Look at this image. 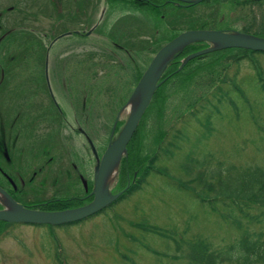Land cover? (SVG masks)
<instances>
[{
  "label": "rangeland",
  "instance_id": "1",
  "mask_svg": "<svg viewBox=\"0 0 264 264\" xmlns=\"http://www.w3.org/2000/svg\"><path fill=\"white\" fill-rule=\"evenodd\" d=\"M54 1L0 0L2 7L13 8L12 11L9 8L3 10L5 16L14 19V14L23 18L26 9V17L33 14L29 25L41 26L48 35L46 42L38 46L37 36L30 35L33 31L28 28V67L25 64L24 74L18 73V86H12L7 98L0 100V111L7 117H13L19 96L27 98L26 106L22 107H25L22 115L24 126H17L9 134L12 136L10 141L16 142L12 163L16 169L11 170L14 169L18 176L16 184L25 188L21 199L74 197L68 205L41 211L77 209L95 199L90 185L92 181L88 178L91 165L95 169L96 163L86 139H89L96 157L101 158L111 138L119 133L115 132L123 127L122 122L129 116V108L120 110L128 103L138 85L139 75L156 51L185 31L200 30L191 28L207 17L212 7L215 10L217 7L214 0H202L203 3L173 0L195 6L178 8L168 5L154 11L149 7L134 8L132 1L78 0V3L77 0H70L65 4H71L73 10L79 5L80 14L84 16L77 21L88 17L93 22V31L78 39L72 34L61 36L67 33L65 31L74 33V30H80L78 22L60 21ZM233 1L218 2L216 20L211 21L214 28L264 37L262 33L244 29L249 26L254 13L242 7L234 16L231 13L235 11ZM37 5L44 6L38 16ZM258 9L260 12V7ZM66 10L62 7L63 13ZM44 12L45 15H42ZM0 23L4 24V21ZM12 23L9 22V25ZM132 27L135 29L133 45L125 42V32H133ZM22 37L13 36L6 45H15ZM50 37L53 40L51 45ZM237 49L232 53L229 49H222L225 52L212 51L211 46L204 45L196 48L188 46L183 50L181 60L187 62L183 65L187 67L171 78H168L169 74L161 78L164 81L162 86L167 82L164 94L153 99L128 147V155L121 160L124 165L128 157H137L128 168V174L123 170L117 172L116 181L111 183V186L115 183L110 188L111 194L120 193L116 202L102 212L75 223L56 226L29 223L0 225V264H186V259L190 257L185 251L187 245L185 248L183 245V252H177V243L187 242V235L184 234L203 231L205 236L210 235L213 242L216 238H233L237 230L216 227L219 222L204 214L205 210L215 209L216 200L210 199L216 197V190L213 187H210L211 190L203 188L199 175L206 173L204 176L216 185L220 158L235 174H241L253 164L264 168V95L252 87L258 71L252 68L248 59H256L259 71L264 74V52ZM242 51L253 54H243ZM241 55H246L247 59L235 63ZM43 63L46 67L42 66ZM11 68L7 70L8 74ZM219 72L221 77L224 74L228 77L226 84L229 76L231 78L236 74L241 82L246 75L248 79L245 78L242 83L245 87L243 96L234 93L228 97L230 102L218 103L216 99L220 100L222 94L216 93V99L209 101L214 114H202L195 127L188 128V139L182 142L183 145L172 150L171 154L160 156L158 165L167 169L162 173L164 176L152 175L142 189L131 191L117 201L124 191L121 189L122 181L127 175L129 183L130 173L141 161L140 156L149 157L158 150L160 141L165 137L168 140L171 138L179 127L180 116L191 114L196 108L194 103L199 99L202 102L215 83L217 88ZM4 83L7 82H2L1 88ZM49 91L54 93L57 107ZM256 95L257 103H254ZM80 174L88 182L87 185H84ZM13 176L15 178L14 172ZM0 182L12 186L1 173ZM10 191H4L5 194L0 192V210L5 208L2 202L9 201ZM84 193L87 198L81 202L77 198L82 199ZM251 212L253 214L255 210ZM217 219L220 218L217 216ZM250 224L251 230L258 229L248 222V226ZM224 226H227L226 223Z\"/></svg>",
  "mask_w": 264,
  "mask_h": 264
},
{
  "label": "trees",
  "instance_id": "2",
  "mask_svg": "<svg viewBox=\"0 0 264 264\" xmlns=\"http://www.w3.org/2000/svg\"><path fill=\"white\" fill-rule=\"evenodd\" d=\"M67 1L70 2V0H62V1L60 0V3L57 0L54 1L56 4L55 6L57 8L60 7L59 12L61 13H59L58 15L60 21H62L63 23L78 22L77 26L84 25L86 23V19L77 21L78 19H80V17H84L80 14L79 5H78L79 9L75 8V10H73L71 4H67V5L65 4V2ZM124 1H132L133 2L132 6L134 8L149 7L154 11L156 10L160 11V9H163L168 5H173L178 8H183L182 4L174 3L173 0L170 1L169 0H124ZM214 1L217 2L216 5L217 7H216V11H212L214 10V8L212 7L211 14L217 16L218 14L217 12L219 11L218 2H220V0L219 1L214 0ZM236 1L241 2V0H236ZM246 2L250 3L249 6L251 7L254 13V15L251 16V22L247 27V29L250 31H255L256 33H262L264 35V16H261L258 9L260 7V1L246 0ZM61 6L68 9L66 10L67 12L64 11L63 13ZM40 7L41 6L37 5V8ZM132 30L133 32H130L128 30L125 32L127 36V38H125V42L131 45H133L134 43V36H135L134 27H132ZM65 32H69V31H65ZM79 32H81V30ZM138 33H136L137 37H138ZM130 39H132V41ZM128 45L125 44V46ZM187 48L188 46L186 47V49ZM229 50H231L232 53V51L238 49L232 48ZM249 51L253 53L257 52L252 50ZM221 52H225V50H221ZM181 53L178 54V56H176L173 59V62H171L172 64L169 65L163 77H165L166 74L167 75L169 74V77L171 78L172 75L179 74L185 69V67L183 69L181 68V64L184 65L181 60L182 55L184 54ZM242 53L253 54L248 51H242ZM243 59H247L246 55L238 56L235 59V63L238 64ZM248 59L250 60L249 62L252 68L260 72L256 59L253 58H248ZM258 72H257L256 81L254 85H252V87L255 91L259 92L260 95H264V74ZM218 75L220 78V83L217 86V88L215 83L214 87L205 94V97L202 99V102H200L201 99H199L197 100L196 103H194V106H196V108L191 111V114L189 113V114H185L184 116H180L178 121L179 127L176 128L175 133L171 134V138L168 140V137H165L163 141H160L157 148L158 150L155 153L151 154L149 157H147V155L140 156L141 161L136 165L135 170L132 173H130L129 183L127 181V175L125 176V179L122 181L123 185L121 186V189L122 190L124 189V191L122 192L123 194L117 201L124 198L127 195V193H130L131 191H139L140 189H142L152 175L164 176V174L162 173H165V170L167 169L164 166L158 165L160 156L167 155V153L171 154L170 152L172 150L181 147L183 145L182 142L188 139L187 136L188 128L190 126L195 127L196 122L200 119V116L202 114H208V115L214 114V112L212 113L211 111V107H210L211 103L209 101L216 99V93L220 92L222 94L220 100L216 99V102L218 103L219 102L224 103L226 101L230 102L228 100V97H232L234 93H239L240 95L243 96L244 93L243 89H245V87H242L243 86L242 83L247 77L246 75H244L243 80L241 82L239 80L240 77L239 78L236 77V74L234 75V77L231 78L229 76V81L227 84L226 82L228 77L225 74L223 75V77H221L220 72L218 73ZM140 76L141 74L139 75L138 79L140 78ZM166 87H167V82H165L163 86L161 84L159 88L160 92L158 90L159 96H163ZM257 97L258 95H256V98H254V100H256V102L254 101V103H257ZM234 103H236V100H234ZM196 127L199 128L202 126H196ZM260 148L261 147H259V149ZM135 158L137 159L136 156L128 157L124 165H122L123 164L122 162L120 171L123 170L122 171L123 173L128 174L127 170L129 167H131L134 164V162L136 161V160L134 161ZM146 158L149 159H147L146 163H144ZM227 165L228 163L223 158H220V162L217 163V169H216V185L211 183L207 179V177L204 176L206 175V173H204V175L202 174L199 175V181L203 188H207L211 190L210 187H213V190L214 189L216 190V197L213 196V198L210 199V201L216 200V204L214 205L215 209L211 211L205 210L204 214H206L210 218L212 217L211 219L213 221L219 222V224L216 225V227L219 228L231 227L234 230H237V233L233 238L229 240H226L227 237H224L221 240H217L216 238L214 239L215 240L214 242L210 238V235L205 236L203 234L205 232L203 231L201 233L184 234L187 235V242L177 243V252L178 253L183 252L184 251L183 245L184 248L187 245L185 251L189 252L190 257L186 259V264H264V168L262 167V165L253 164L250 167H248L246 171L243 170L241 174H235L232 172L231 169L226 167ZM235 168L236 166H234V169ZM145 178H147V180ZM84 195L85 193L82 195L83 196L82 199L81 198H77V199L81 200V202L84 201L85 200ZM71 198L73 199L74 197H66V198L61 197L50 200L46 199L47 202L45 206H42L40 208L49 209V208H54L53 206L68 205L72 201ZM203 201H208V200L204 199ZM23 202L26 203L27 206L29 207H36V205L34 204L36 201H33L31 203V201L26 202L24 200ZM252 210H255L253 214L251 212ZM257 211L259 213L256 214ZM100 212H102V210ZM213 215H216V217ZM217 216L220 219H217ZM222 221H225L224 223H226L227 226H224V223ZM248 222L254 224L258 229L251 230L250 228L251 224L248 226ZM13 224L15 223H11V225ZM0 225L2 226L6 225V221H0ZM5 231H7V228L5 229Z\"/></svg>",
  "mask_w": 264,
  "mask_h": 264
},
{
  "label": "flooded vegetation",
  "instance_id": "3",
  "mask_svg": "<svg viewBox=\"0 0 264 264\" xmlns=\"http://www.w3.org/2000/svg\"><path fill=\"white\" fill-rule=\"evenodd\" d=\"M57 1L60 3V0H57ZM173 2L174 3H177V4L180 3L178 1H173ZM184 4L185 3H182L183 8H191V7H194L195 6V4H194V6H189L187 4H185V5ZM233 5H234L235 11H231V13L234 16H237L239 14L238 9L239 8H242V7L245 8L248 12H250V10L252 11L251 7L249 6L250 3L249 2H246L245 0H241V2H237L235 0V1H233ZM9 7L10 6H8V8ZM8 8H7V5H5V6L2 7V4H0V18L4 21V24H1L0 23V75H1V81H0V100H3L5 98H7L8 94L11 92L12 86H14L15 88L18 86L19 83L16 82V79L19 78L18 73L21 72V73L24 74V71H25L24 65L25 64H26V68L28 67V64H27V61H28V54H27V42L28 41H27V39H28V34H29L27 32L28 28L32 29V31H33L32 33H30V35L37 36V38H38L37 39L38 40V46H42L46 42V38L48 39V35L44 32V30L41 28V26L40 27L39 26L34 27L32 25H29L32 22V20H33V14L29 15L28 17H26L25 16V13H24L25 10H26L25 9L23 11V18H19V17L15 16L13 14L12 16L14 17V19H12V17H9V15H7V16L4 15V11L6 9H8ZM35 8L37 10L36 11L37 12V16H38V14L41 15V12L44 10V6H41L40 7V11L38 10L37 6H35ZM9 10L12 11L13 8H9ZM59 11H60V7L56 11V12H58L57 14H59ZM212 11H216V10L214 9ZM211 12H209L206 15L208 18L207 17H204L203 19H201V22H196V25H194L195 27L194 28H191V29H209V30H216V28H219V27L214 28V26L211 24V21L213 19L216 20V15H212ZM27 14H28V11H27ZM260 14H261V16H264V1H262V0L260 1ZM42 15H45V12ZM1 19H0V21H2ZM85 19H86V23L84 25L77 26L78 30H81V32H74V33L67 32V33L62 34L61 36L63 37L65 35H68V36H72L73 35V38L83 39L87 35V33L92 32L93 29H94V28L92 29V27H91L93 25L92 20L89 19L88 17L84 18V20ZM44 20H45V18H44ZM11 21H13V23L11 25H9V22H11ZM211 27H213V28H211ZM228 28H231V27H228ZM228 28H221V29H228ZM244 29L248 30L247 28H244ZM74 31H76V30H74ZM53 33H54V31H53ZM16 35L24 36V38L22 37L17 44L10 45V47H8L6 45L7 41L11 37L16 36ZM49 41H51V37L49 38ZM52 41L50 43L48 42L49 45H51ZM23 44H24V46L22 48V45ZM115 44L117 46H120V44H118L117 42H115ZM204 45L211 46V44H209L207 42H199V43H196V44H193V45H189V47L194 46V48H196L198 46H204ZM13 47H15L17 49L16 50H13L12 49ZM20 50H22V51L21 52H18ZM25 51H26V53L24 55V52ZM23 55H24V57H23ZM18 61H19V63H17ZM14 65H15V67L11 68ZM42 66L46 67V64L43 63ZM9 68H11V69L9 70V74H8V71L7 70ZM139 80H140V78L137 79V82ZM2 82H7V83H4V85L1 88V83ZM45 84L49 88V81H48V79L46 77H45ZM41 85L44 86V84H41ZM159 88L156 90V93H154L153 99L159 94V92H160ZM17 90H19V89H17ZM158 90H159V92H158ZM50 96H51L52 101L54 103L55 102L54 93L53 92H50ZM19 100H20L19 101V104L16 107L14 106V116L13 117H7L5 114H3L2 111H0V173L3 175V178L9 184L12 185V186H10L8 184H5L3 182H0V188L2 190H4V191H7V192L11 189L10 192L12 193V195L9 194V193L8 194L15 201H17L20 204H23V206H25V207H28V208H31V209H35V210H38V209H40V210H48V209L39 208V207L45 206V204L47 202L46 201V198L41 197V198H33V199H26V198L21 199L23 197V192H24L25 188L21 187L22 185H20V187H19L16 184V181L15 180H18L17 179L18 176H17V174H16V172H15L14 169L11 170V168H15L16 167V166H13L12 165V163H13V151H14V149L16 147V142H11L10 141V137H12V136H9V134H11L12 132H14V130H15V128L17 126H20L21 124L23 125L22 115H23V112L25 110V107L24 108H22V107L23 106H26V104H27V98H21L19 96ZM55 107H57L56 102H55ZM18 115H19V119H18ZM118 121H120V120H118ZM123 124H124V121L122 122V125ZM117 132H115V133H117ZM114 138L115 137L113 136L111 139L113 140ZM86 140H87L86 143H87V146L89 148V151L91 152L92 157L94 158L95 163H96V167H97V165L99 163V160H98V158L96 157V155H95V153L93 151V148H92V145H91L89 139H86ZM96 167H95V169H96ZM95 169H93V165H91L90 171H89V178H88V179H91L90 181H92V182H90V185L93 188V190H92L93 193H94V187H95V173H96L95 172L96 171ZM13 172L15 173V178L13 176ZM80 178L84 182V185H87L88 182L86 183L84 181V177H83L82 174H80ZM88 179H87V181H88ZM22 184L24 186V183H22ZM84 196H85L84 198L86 199L87 198L86 193H85ZM61 197H73V196H61ZM24 200L26 202L27 201L28 202L31 201V203L33 201H36L34 203L36 205V207H29V206H27V204L23 202ZM28 205H31V204H28ZM0 208H2L1 204H0ZM6 223H8V222H6ZM13 223L20 224V223H17V222H13Z\"/></svg>",
  "mask_w": 264,
  "mask_h": 264
},
{
  "label": "water",
  "instance_id": "4",
  "mask_svg": "<svg viewBox=\"0 0 264 264\" xmlns=\"http://www.w3.org/2000/svg\"><path fill=\"white\" fill-rule=\"evenodd\" d=\"M202 1V0H197ZM195 2V3H199ZM189 31V30H188ZM181 35V34H180ZM181 37L184 38L185 42L179 41V37L177 36L172 41L165 44L156 54L155 57H153L152 61L150 62L148 68L144 72V80L153 78V80L156 78L158 71L160 69V63H162L167 56L172 53L176 48L181 47L184 45L187 41L193 40V39H202V38H210L213 40H218L221 42V44L230 46L234 44L237 40H243L247 43L254 44L258 47H263L264 43H259L255 39H249L248 37H228L226 36V33L211 30V31H190L185 34H183ZM257 49V48H256ZM255 49V50H256ZM264 52V49H257ZM163 72V71H162ZM145 87V86H144ZM156 86L153 88V92H155ZM151 92V91H150ZM150 93H148L146 99L144 100L143 104L137 107L136 110L132 113L130 116V119L125 126V128L122 130L121 134L115 140L107 150V152L104 155L105 158V165L109 166L112 163H115L117 159L121 160L124 153H126L127 146L129 144L130 139L135 134L144 114L145 110L150 104L151 101ZM98 174L97 182H101L100 186L96 185V195L95 199L90 202L87 205H83L78 207L77 209H68V210H62V211H41V210H35V209H28L24 206L20 205L17 201H15L11 196L8 195V200L13 203V208H5L0 210V221H6V222H17V223H26V224H47V225H61L64 223H75L77 221H81L83 219H86L90 216H93L103 210L106 206L111 204L114 199L118 198L119 194L112 195L111 192H109V189L104 186V182L107 179V169H102L98 167V170H96ZM99 190V192H98ZM102 190V192L100 191ZM0 192L5 194L4 190L0 188ZM107 200V201H106Z\"/></svg>",
  "mask_w": 264,
  "mask_h": 264
},
{
  "label": "bare ground",
  "instance_id": "5",
  "mask_svg": "<svg viewBox=\"0 0 264 264\" xmlns=\"http://www.w3.org/2000/svg\"><path fill=\"white\" fill-rule=\"evenodd\" d=\"M190 31H211L209 29H200V30H189V31H185L183 33H181V35H178L179 37V41L181 42H185L184 38L181 37L183 34L187 33V32H190ZM216 31H222L224 33H226V36L228 37H248L249 39H255L257 42H261V43H264V37L262 36H257V35H252L249 34V33H245V32H237V31H233V30H230V31H223V30H216ZM174 39V38H173ZM172 39V40H173ZM170 40V41H172ZM169 41V42H170ZM199 42H207L209 44H211V47L213 48L212 51H216V50H222V49H231V48H243V49H246V50H252V51H257V52H263L261 50H257L258 48L259 49H264V46L263 47H258L254 44H251V43H247L243 40H237L234 44L230 45V46H226V45H223L221 44V42H219L218 40H213V39H210V38H202V39H193V40H190V41H187L184 45H182L181 47H178L176 48L172 53H170L167 58L162 62L160 63V69L158 71V74L156 76V78L153 80V78H150V79H145L144 80V72L146 71V69L148 68V66L146 67V69L144 70V72L142 73L141 77H140V80L138 81V85L136 86V89L134 90V92L132 93V96L131 98L129 99L128 103L126 104L125 107H123L120 111L122 112L124 109H128L129 108V116L127 117V119L124 121V124H123V127L120 129H118V134L115 136V138L111 141L110 143L108 144V146L106 147L105 151L103 152L101 158H98L99 160V163L96 167L95 170H98V167L102 168V169H107V179L105 180L104 182V186L107 187L109 189V192L110 191V188L115 184L113 183V185L111 186V183L112 182H115L116 178L118 177V173L120 171V167H121V163H122V158L123 156H126L128 153H127V150H128V147H129V144L131 141H129V144L127 146V149H126V153L123 154L121 160L117 159L115 161V163H112L111 165L109 166H104L105 165V158H104V155L105 153L107 152V150L109 149L110 145L115 141L117 140V138L119 137V135L121 134L122 130L125 128V126L127 125L129 119H130V116L132 115V113L134 112V110L137 109V107L139 108V106L141 104H143L144 100L146 99L148 93H150V96H151V101H150V104L152 103L153 101V95H154V92H153V88L154 86H156V90L161 86V84L164 82L161 81V78L163 77V75L165 74L166 70L168 69L169 65L172 64L171 62H173V59L178 56V54H180L187 46L189 45H193V44H196V43H199ZM168 43V42H167ZM166 43V44H167ZM165 45V44H164ZM162 45V47L164 46ZM160 47V49L162 48ZM257 48V49H256ZM159 49V50H160ZM256 49V50H255ZM158 50V51H159ZM157 51V52H158ZM211 52V51H210ZM155 57V55H154ZM153 59V58H152ZM151 59V61H152ZM150 61V62H151ZM184 62V63H183ZM183 64H187V62L185 61H182ZM185 66H183L181 64V68L183 69ZM163 71V72H162ZM170 78V77H169ZM145 86V87H144ZM155 90V92H156ZM151 91V92H150ZM150 104L148 105V107L150 106ZM148 107L146 108L145 112L147 111ZM119 111V112H120ZM118 112V114H119ZM120 116V115H119ZM118 121V120H117ZM134 138V135L133 137L130 139L132 140ZM96 172V171H95ZM118 172V173H117ZM97 178H98V174L97 172L95 173V187H94V194L96 195V185L97 186H100L101 185V182H97ZM115 178V179H114ZM147 180V178H145ZM102 192V190H100ZM99 192V190H98ZM116 193V192H115ZM113 195H116V194H113ZM107 201V200H106ZM113 202H116L115 199L113 200ZM112 202V203H113ZM7 205H5V204ZM2 202V204L5 206V208H9V209H12L13 208V203L7 201L6 202ZM111 203V204H112ZM20 204V203H19ZM48 204V203H47ZM23 206V204H20ZM110 205V204H109ZM108 205V206H109ZM25 207V206H24ZM107 207V206H106ZM4 208V209H5ZM25 208H28V207H25ZM40 208V207H39ZM44 208V207H43ZM28 209H31V208H28ZM49 210V209H48ZM39 225V224H37Z\"/></svg>",
  "mask_w": 264,
  "mask_h": 264
}]
</instances>
